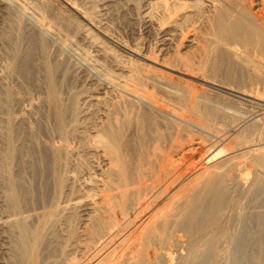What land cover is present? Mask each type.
<instances>
[{"label": "bare ground", "instance_id": "bare-ground-1", "mask_svg": "<svg viewBox=\"0 0 264 264\" xmlns=\"http://www.w3.org/2000/svg\"><path fill=\"white\" fill-rule=\"evenodd\" d=\"M57 1L0 0V264H264V0Z\"/></svg>", "mask_w": 264, "mask_h": 264}, {"label": "rangeland", "instance_id": "rangeland-1", "mask_svg": "<svg viewBox=\"0 0 264 264\" xmlns=\"http://www.w3.org/2000/svg\"><path fill=\"white\" fill-rule=\"evenodd\" d=\"M55 1H56L57 4H59L61 6L63 11L67 12L68 14L72 13L69 8H66L67 6H64L62 3H60L57 0H55ZM121 3H123V4H121ZM121 5L122 6L124 5V7H122ZM126 6H127V4H125L124 2H120V3H116L115 4L114 7L116 9L113 8V14H112L111 17H109V19L111 18V20L115 19V20L112 21V24L113 25L115 24L114 26L117 27V28L115 27L114 30L116 32L118 31V33L120 32V34L127 35V37H133V36H135V34L143 33V31L145 33V26H144L143 20L141 18H138L136 16V14L134 12H132V10H130L131 9L130 6H127V8H126ZM123 8H124V10H123ZM117 9L118 10L120 9V10L117 11V13L115 15V11ZM66 53H67V56H69V58H71L73 61L79 63L82 67L84 66V68H85V70H86V72L88 74L94 75V76L96 75L98 77L100 76L90 64H88V63L86 64L85 60L77 52H75L72 49H68ZM93 69H94V71H93ZM82 76H83L82 73H79V74H77V76L74 79L71 80L69 86L72 87L73 90H79L82 87L81 85H83L85 83V82H83L84 77H82ZM72 84L75 87H73ZM86 86H89V84H86ZM257 88L260 91V93L259 92L256 93V97H258V96H260V97H258L256 99H251L252 102H245V104L246 103L247 104L244 107L246 109H248L249 111H251L253 113H256L257 115L260 114L259 118H262L261 119V124H263L264 123V106L261 105V104H264V85H260ZM257 105H259V106H257ZM40 116H41V114H40ZM256 171H257V174H259V175L262 173L260 179L263 178L262 175L264 176V172L262 170H259V169H256ZM253 176L255 177L256 175H254V174L252 175L251 174L250 177H253ZM254 177L250 178V179L254 180L255 179ZM244 179L247 180L246 178H244ZM250 179H248V181H247V182H249V184L247 183L248 186H250V184H251V180ZM252 192L253 191L248 193V197H247V194H246V198H244V201H243V204H242V205H244L243 210L245 211V209H246V211H249L253 207L252 209L254 211L250 210L251 212H254V213H259L261 211L264 212V188L259 190V191H257V192H255V191H254V193H252ZM249 196H252V197H249Z\"/></svg>", "mask_w": 264, "mask_h": 264}]
</instances>
